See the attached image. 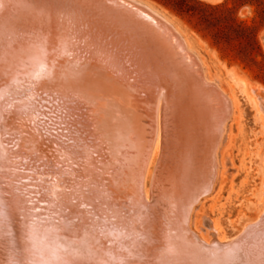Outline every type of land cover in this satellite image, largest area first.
Returning <instances> with one entry per match:
<instances>
[{"label":"bare ground","instance_id":"bare-ground-1","mask_svg":"<svg viewBox=\"0 0 264 264\" xmlns=\"http://www.w3.org/2000/svg\"><path fill=\"white\" fill-rule=\"evenodd\" d=\"M51 1L0 0L9 264H264V230L223 245L190 226L193 203L217 176L227 112L215 89L165 35L113 2ZM82 21L94 27L90 39ZM153 158L158 206L145 187ZM11 173L30 182L34 199L13 191ZM248 239L263 247L251 253L239 244Z\"/></svg>","mask_w":264,"mask_h":264},{"label":"rangeland","instance_id":"rangeland-1","mask_svg":"<svg viewBox=\"0 0 264 264\" xmlns=\"http://www.w3.org/2000/svg\"><path fill=\"white\" fill-rule=\"evenodd\" d=\"M137 1L150 5L166 21L168 27L163 35L172 50L179 52L192 72L210 84L226 105L227 120L217 149V176L212 180L213 185L204 187L193 203L189 212L191 229L206 244L223 245L238 242L252 227L264 230V110L258 108L264 101V0ZM66 2L61 3L70 4ZM80 17L78 20L84 21ZM81 27L86 39H90L92 35L88 34L94 27L86 24ZM4 33L0 26V36ZM202 105L205 110L209 108L207 102ZM155 163L158 161L153 158L145 180L152 206L164 204L151 188ZM11 175L12 180L17 178L12 181L14 189L25 190L16 192L11 187L13 191L34 199L30 182L21 177L27 184H20L21 178ZM5 229L1 223L0 264H9L11 252L10 233ZM239 244H245L254 254L263 247L260 240Z\"/></svg>","mask_w":264,"mask_h":264},{"label":"water","instance_id":"water-1","mask_svg":"<svg viewBox=\"0 0 264 264\" xmlns=\"http://www.w3.org/2000/svg\"><path fill=\"white\" fill-rule=\"evenodd\" d=\"M64 1L66 2L69 0H64ZM70 1H78V2L89 4L91 6H96L97 4H100V2H111V3L113 2V4L116 7H119L121 10L126 11L129 14L140 19L146 25L145 26L146 30L152 29L156 33L159 32V34L163 36V32L166 29V26H164L163 23L158 21L151 13H149L145 9V7L142 6V4L139 5L140 3L137 4V3L129 2L128 0H70ZM50 2H53V1L50 0ZM262 95L264 97V93Z\"/></svg>","mask_w":264,"mask_h":264},{"label":"trees","instance_id":"trees-1","mask_svg":"<svg viewBox=\"0 0 264 264\" xmlns=\"http://www.w3.org/2000/svg\"><path fill=\"white\" fill-rule=\"evenodd\" d=\"M254 44H255L256 48L259 49V46H258L256 40H254Z\"/></svg>","mask_w":264,"mask_h":264}]
</instances>
